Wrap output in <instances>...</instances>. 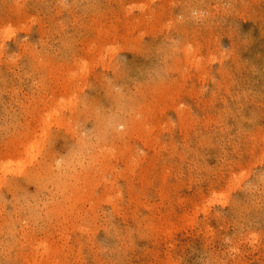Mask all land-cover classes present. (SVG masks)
Instances as JSON below:
<instances>
[{
  "label": "rangeland",
  "instance_id": "rangeland-1",
  "mask_svg": "<svg viewBox=\"0 0 264 264\" xmlns=\"http://www.w3.org/2000/svg\"><path fill=\"white\" fill-rule=\"evenodd\" d=\"M0 264H264V0H0Z\"/></svg>",
  "mask_w": 264,
  "mask_h": 264
},
{
  "label": "bare ground",
  "instance_id": "bare-ground-1",
  "mask_svg": "<svg viewBox=\"0 0 264 264\" xmlns=\"http://www.w3.org/2000/svg\"><path fill=\"white\" fill-rule=\"evenodd\" d=\"M196 53V52H195ZM198 60V59H197ZM190 61V60H189ZM194 61V60H193ZM199 61V60H198ZM200 63V62H199ZM197 64V63H196ZM81 71V69H80ZM40 129V128H39ZM42 134V133H41ZM44 134V133H43ZM31 146V145H30ZM11 163V162H10ZM43 245V244H42ZM45 248V247H44ZM50 249V248H49ZM45 250V249H44ZM47 251V250H46ZM50 251V250H49ZM47 254V253H46ZM44 255V254H43Z\"/></svg>",
  "mask_w": 264,
  "mask_h": 264
}]
</instances>
